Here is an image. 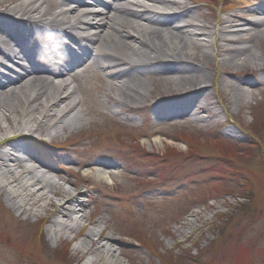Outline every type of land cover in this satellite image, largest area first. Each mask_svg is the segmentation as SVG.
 <instances>
[{
	"label": "bare ground",
	"instance_id": "6f19581e",
	"mask_svg": "<svg viewBox=\"0 0 264 264\" xmlns=\"http://www.w3.org/2000/svg\"><path fill=\"white\" fill-rule=\"evenodd\" d=\"M110 3L0 0V133H8L0 141V191L19 213L35 206L51 208L55 218L48 232L55 241L96 224L84 215L88 206L83 198L89 196L19 139L27 133L57 137L81 130L89 122L79 109L78 90L105 92L109 83L120 97L105 92L104 102L93 97L86 111L109 120L101 110L103 103L128 111L138 107L131 102L142 99L158 118L195 116L217 104L208 100L209 87L217 79L224 82L223 109L240 107L243 98L259 89L241 72L257 74L262 69L263 57L256 50L259 42L264 52L262 7L219 16L216 24L207 25L183 0ZM63 37L72 44L59 41ZM59 54L61 69L50 64ZM95 79L101 81L98 88L93 87ZM161 85L168 87L162 90ZM217 113L212 108V116ZM93 167L100 178L115 180L114 164L95 160ZM105 230L88 229L78 250L91 253L88 264H124L118 238Z\"/></svg>",
	"mask_w": 264,
	"mask_h": 264
},
{
	"label": "rangeland",
	"instance_id": "374dc122",
	"mask_svg": "<svg viewBox=\"0 0 264 264\" xmlns=\"http://www.w3.org/2000/svg\"><path fill=\"white\" fill-rule=\"evenodd\" d=\"M183 1L207 25L219 16L264 9V0ZM259 45L262 69L241 72L259 89L238 108H222L226 92L217 79L208 95L217 104L195 116L158 118L143 99L131 102L138 108L128 111L103 103L109 120L87 115L89 99L104 102L105 92L120 97L106 83L105 92L77 91L89 122L81 130L19 139L89 196L83 198L84 215L96 224L55 241L48 232L55 218L51 208L19 213L0 191V264H88L93 256L78 248L90 228L114 231L124 264H264V52ZM100 84L95 79L93 87ZM7 134L0 133V141ZM39 137L54 142L38 145ZM95 160L115 165L114 181L97 176Z\"/></svg>",
	"mask_w": 264,
	"mask_h": 264
}]
</instances>
